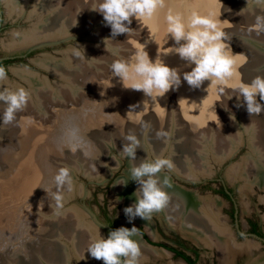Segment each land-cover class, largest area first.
Here are the masks:
<instances>
[{
	"label": "rangeland",
	"instance_id": "rangeland-1",
	"mask_svg": "<svg viewBox=\"0 0 264 264\" xmlns=\"http://www.w3.org/2000/svg\"><path fill=\"white\" fill-rule=\"evenodd\" d=\"M191 1L173 0L172 2L173 4L176 3V8L183 13L184 5L188 4L190 8ZM228 1L234 2L233 5L228 7ZM26 2L25 6L21 8L22 11H19L18 7H15L16 4L13 10L10 9L13 5L11 0H0L2 12V19L0 20V57L13 56L10 61L2 65L6 71V79L4 80L8 81L11 89H16L17 86L24 87L30 93L31 98L21 114L27 118L29 117L34 125L31 129L23 126L24 129L21 128L23 131L21 133L27 135V138H30V135L33 136L32 140L35 141L27 144V138L22 135L19 136L20 130L17 133L12 124L0 126V154L13 155L18 149L16 144H19L21 146L19 150L24 152L30 150L29 154L32 158V160L23 158L18 162L15 161L7 169L5 163L0 161V264H37L35 254L47 243H52V240L69 243L66 240L68 238L66 234L71 231V226H76L77 217L83 216L82 219L98 232V227L90 222L91 218L85 211L80 209L79 204L87 206L102 224V230L99 232L105 239L109 234L107 217L115 223L116 228L128 223L129 227H132L133 224L136 228L140 226L147 232L142 222L134 219L131 220L133 223L130 222L124 213L127 204L126 197L123 194L114 193L112 188L118 180L122 178L125 180L129 177V158L124 157L121 159L122 152L111 147L110 150L116 162H108L112 174L108 173V176H106L100 170L103 168V164L107 162L108 157L105 155L101 161L95 156H87L88 154L83 149V139L91 142L96 141V138L100 140V136H110L113 139L122 138L120 140L126 143L125 140L123 141L126 135L122 133L125 129H122L126 128L127 130V127L136 128L137 126L140 127L139 131L143 127L141 132L143 138L147 137V134L157 126L160 128L158 132L169 133L167 137H158L161 141L166 140L169 142V148L165 149L164 154H162L163 157L168 158L180 154L188 167H194L197 162H201L200 159L202 158L204 159L202 163H207L209 166V171L199 172L195 177L177 174L168 167L161 171L179 188L197 197L216 201L218 224L229 232L228 236L230 240L233 239L232 243L242 245L240 248H235L230 258L224 263L219 257V252L214 244H205L201 240L184 234L178 227H173L182 236L186 237L187 235L189 240L200 249L197 264H253L264 258V242L247 234L248 218H255L260 222L264 221V183L258 185L252 182L254 177L249 174L248 179L251 178L248 181H251L252 184L251 187L247 186L244 189V180L242 178H232L229 174L234 165L239 164L241 160H247L251 156L248 142L256 139L257 135L254 126L247 127L245 124V117H247L245 115L248 114H242L245 109V102L242 96L238 100L236 92L228 88L231 87V84L227 83L225 85V92L231 94V99L226 98L223 94L220 99L217 95L216 84L209 96L205 92V89H207L205 82L199 88L192 87L190 91H182L189 102H197V106L200 105V108L204 107L205 110L211 109L215 113L214 116L221 123H214V119H211L209 113L205 118H201L202 120L197 123L194 122L193 125L185 120L187 116H184L185 119L183 117L182 120L179 116L181 114L180 105L175 97L171 96V94H174L173 92L171 94L166 93V99H164L166 94L162 97V100L160 98L153 99L152 106L146 109L136 107V112H134L136 118L134 120L129 119L130 114L128 112L132 110L131 96L124 97L121 95L124 89L121 85L122 81L119 77L112 75L110 68L113 61L118 57L114 56L111 51H106L104 39H113V41L107 43L106 47H120V56L128 59L130 64H134L138 45L149 41L152 36L155 40L158 33L156 35L151 34L147 30L146 22H141L140 19L133 17L129 26L137 34L132 36L118 34L113 38L111 37V28L105 23L102 14L90 9L92 6L91 0H72L68 4L67 0H27ZM205 2L210 6L212 12L218 13L219 0H205ZM221 3L220 17H235V19L237 17L248 18L250 14L255 13L251 10L254 11L257 5L264 6V0H261L260 3H257L256 0H248V3L247 0H221ZM173 4H170L171 8ZM247 7L248 9H246ZM29 15L31 17H28ZM38 21L48 26L55 22L58 23L56 24L60 31L57 34L58 37L37 40L52 39L55 43L28 52L16 51L15 49L27 44H12L9 46L8 42L13 36L16 37L18 34L34 29L36 24L38 25ZM67 23L71 24L72 30L67 34H61L65 31ZM75 25L77 26L75 27ZM228 35L231 37L229 41L233 40L239 49L256 46L257 42L252 37L245 36L240 32L229 31ZM168 36H171V34L169 33ZM168 39L170 42V37ZM258 39H261L262 43L264 42V38ZM85 45L93 48L92 53L84 54L85 58L81 56L75 60L62 58L67 51L84 53ZM171 45L175 46L172 47ZM168 46L166 56L169 63L167 65L176 67L179 70L181 82L185 83L183 73L186 69V61L182 60L178 53L176 54L169 49L179 45L174 41L171 44L169 43ZM259 46L263 50L264 46L261 44ZM43 58H51L56 61L57 67L53 69L54 72L39 66L37 61ZM262 66L264 67V64ZM261 67L255 70L262 72L263 68ZM18 68L20 73L24 74L23 76L14 74V70ZM244 70L247 72H244ZM257 72L253 73L245 68L240 69L238 66L236 74L248 73L249 75L252 73L257 75ZM262 74H264V71ZM117 83L118 88L116 87ZM176 95L179 97L178 94ZM238 104L239 107H237ZM186 109L190 111L189 107ZM82 119H87V123ZM142 123L146 126H142ZM69 126H75L79 129L81 144L76 150H72L68 146L64 136V130ZM143 138H141L142 143L145 141ZM177 142L184 145L183 149L180 148L183 152L174 150L173 143ZM189 144L191 150L184 151V148L188 147ZM236 144L239 145L230 156L225 157L220 162L214 160L213 147L224 149L228 146L234 147ZM202 152L205 153L202 154ZM71 157H73V160H70ZM147 157L149 160L155 158L150 153ZM28 161L33 162L29 166L36 174L29 190L23 193L16 188L17 186L15 187L20 183V176L18 178L16 173L24 172L29 178L31 169L28 166ZM116 163L119 168L113 171ZM84 164L85 166H83ZM64 166L71 169L75 191L71 192L73 194L70 196V200L65 199L67 202L64 200V207L60 210L61 214L57 216L54 212L55 202L50 195L47 196L43 188L51 185L53 176L59 168ZM110 174L111 176H109ZM177 175L188 179L196 178L200 182L185 183ZM15 182L18 183L15 184ZM220 183L228 184L233 189V203L237 210V216L234 219L228 214L232 204L211 189L216 188ZM69 194L68 192L65 193L67 196ZM71 211H78L79 215L77 216ZM149 220L153 225L154 232V236L147 232L150 239L159 241L160 244L161 242L169 243L167 234L172 232V229H170L172 227L167 226L156 213H153ZM250 242L252 246L250 249L246 248ZM143 243L146 246L160 249L163 253L161 255L150 254L144 261L139 260V264H185L180 258H175L171 252L165 250L164 247L149 242ZM78 261L74 255L70 260L68 259L69 264H80ZM98 264L104 263L100 261Z\"/></svg>",
	"mask_w": 264,
	"mask_h": 264
},
{
	"label": "bare ground",
	"instance_id": "bare-ground-1",
	"mask_svg": "<svg viewBox=\"0 0 264 264\" xmlns=\"http://www.w3.org/2000/svg\"><path fill=\"white\" fill-rule=\"evenodd\" d=\"M26 1L27 0H11L13 5L11 6L10 9L13 10L14 5L16 4L15 7H18V10L22 11L21 8H23V6H25V3H27ZM70 1L72 2V0H67V4ZM172 1L173 0H165L166 7L163 9H159L158 12L156 13V15L151 20H148L146 18L140 19L141 22L143 21V22L147 23V30L150 31L151 34L156 35V33H158L157 38L155 40L152 36V38L149 41H147V42L145 41L143 43L145 45V50L148 53L149 58L153 61L156 58H160L165 64L169 63V61L167 59L168 57L166 56V51H167V48L169 47L168 45H169V43L171 44V42H174V39L171 36H168V34H167V37H170L171 41L169 42V39L166 37V30H167L168 25H167L166 19H165L168 10L171 8L170 4H173ZM190 3H191L190 8H189L188 4L184 5L185 9H184L183 13L180 12V10L178 8H176V5H175L176 3H174L173 7L171 8V10L174 13L179 12L183 15L185 23H187L188 20L190 19L192 11H198L201 14H206V13L211 11L210 6L205 2V0H192ZM228 3H227V5L229 7L230 5H233L234 2L232 3L231 1H228ZM18 4H20V6H18ZM246 9H248V7ZM249 9H250V7H249ZM24 10H25V8H24ZM251 11L253 13L255 12L254 14H264V6L257 5V8L254 11H253V9ZM254 14L253 15L250 14V17H248V18L237 17L236 19H235V17H233V18L228 17L227 18L226 16H224V18H222L219 16V19L221 20V22H220L221 27L225 28L224 31L226 33H228L229 31H236V32H240L242 34H245V36L252 37L254 41L258 40V42H262V40L258 39V38H264V34L256 35L255 32H251V33L249 32V28L252 25V23L254 22ZM28 17H31V15H29ZM56 24H58V23L55 22V23L51 24V26H48V25H43V24H41V22L38 21V25L36 24V26L34 28L35 30L32 28L31 30L25 31V33L23 32L22 34L16 35V37L13 36L9 40L8 44H9V46L12 44H15V45L28 44V43H32L34 41L40 40V38L41 39H45V38L49 39V38H53V37L55 38V36H57V34L60 33V31L58 30L59 28L56 26ZM70 25L71 24H68L65 27L66 28L65 31L61 32V34L62 33L67 34V32L72 30V27H70ZM76 26L77 25H75V27ZM86 27H88V26H86ZM61 30H62V28H61ZM74 33L76 34L77 32H74ZM82 36H84V35H82ZM166 38H167V41H166ZM91 39H93V38H91ZM229 40H227V43L229 44V46L232 50V53L235 54L236 59H237V64L240 67V69L245 68V69H249V71H251L253 73L255 71L257 72V70H255V69L256 68L259 69V67H261L264 64V56H263V54H261V52H263L264 50H262L261 48H258L256 46L250 47L251 49L250 48L239 49L237 47L238 45L233 40H231V41H229ZM165 41H166V43H165ZM85 46L86 47H84V54L88 55V54L92 53L91 51L93 50V48L89 45L88 46L85 45ZM138 46L140 47L141 44ZM173 46H175V45H173ZM169 49H171V48H169ZM259 49H260V51H259ZM70 53L71 52H68V51L65 52L63 54L62 58L65 60H67L68 58L74 59V60L79 58V56H77L75 53H71V54ZM37 62L39 64V66H41L42 68L44 67L45 69L52 71V72H54L53 69H55L57 67L56 61H54L51 58L38 59ZM180 66H181V64H180ZM191 67H192V65H188L186 62L185 72L190 71ZM261 68H263L262 69V72H263L264 67L262 66ZM244 72H247V71L244 70ZM262 72H260V71L257 72V75L264 76V74H262ZM14 74H16L18 76L24 75V74L20 73L19 68L14 70ZM253 75L254 74H252V73L249 75H248V73L236 74L230 81H228V83H230L232 85V84L236 83L238 79L242 80L243 82H250L255 76H257V75H254V76ZM184 82L185 83L181 82L179 87H177L175 89H170L167 92L168 94L169 93L171 94L172 92L174 93V94H171V96L173 95L180 105L181 114H179V116L181 117V119L184 116H187L186 119H185V117L183 119H185L187 122H189V124L191 123L193 125L194 122L197 123L198 121L205 118V116L209 113L211 119L212 118L214 119V123H221V121L217 117L214 116L215 113H213L211 109L205 110L204 107L200 108V105L197 106V104H196L197 102L191 103V102H189V100H187V97L186 98L184 97L183 92L184 91H190L192 89V87L189 86L188 83H186V81H184ZM204 82L206 83L205 86L207 87V89H205V92H207V94H209V96H210L211 92L214 90L213 86L215 85V83H210V81H208V80H205ZM121 85H122V87H124L123 83H121ZM11 86H13V85H11ZM3 87L10 88L8 81L7 82L5 80L0 81V88H3ZM17 87H19V86H17ZM116 87L118 88V83L116 84ZM176 94H178V96L181 98L177 97ZM121 95L124 97L129 96V95L131 96L130 101L132 104V110H130L128 112V114H130L129 119H133V120H134V118H136L135 113H134V112H136L135 111L136 107H141V108L144 107V109H146L147 107L152 106V103L154 101L153 99H155V96H153V98H151V97L146 96L142 91L133 90L131 88H125V87H124L123 93ZM166 96H167V94L164 96V99L167 98ZM162 97H157V98H160L162 100ZM257 100L262 105L264 104V101L259 100V96H257ZM187 107H189L190 111H188L186 109ZM3 108H4V105L0 104V116H2ZM244 111H246V112H244ZM243 113H248L247 108H246V104H245V109L243 110L242 114ZM245 116L248 117V118L245 117L246 118L245 124L247 125V127L252 125L255 127V130L257 132L256 133L257 134L256 139H254V140L252 139L248 142L251 156H249L247 158V160L246 159H244L243 161L241 160V162L239 164L234 165L230 169V173L228 172L230 174V177L242 178L244 180V185H243L244 189L247 186L251 187L252 182L257 183L258 185H262L264 183V112L260 113L259 115L254 114L251 116L248 113ZM127 117H128V115H127ZM28 118L26 116H22L21 112H19V113H17L16 121H14L12 123L13 127H15V129L17 130V133H18V130H20L18 135L19 136L22 135L24 138L27 135L21 133V132H23L21 128L24 129L23 126H26V127H28L27 129H31V128H33V125H34L32 120L30 118H29L30 119L29 120ZM82 120H84V119H82ZM145 120H146V118L144 119V121ZM29 121H31V123H28ZM84 121L87 123V119H85ZM146 123H148V122L146 121ZM253 123H255V125H253ZM139 128L140 127L137 126L136 128H134V127L128 128L127 127V130H126V128L122 129V130L125 129L124 132H122L123 135H127L129 132H132L137 136V138H140L139 139L140 140V148H137V150H136V160L132 161L129 159L130 160L129 161L130 167L138 164L141 159H148V157H147L148 153H150V155H152L154 157L162 156V154H164V152H165V149L169 148L168 147L169 142H167L166 140L161 141L158 138L157 132H158V130H160V128L158 126L155 129H153L149 134H147V137L145 136V138H143V136L141 135L143 127L141 128V131H139ZM126 131H128V132H126ZM96 132H98V131L96 130ZM122 133H120V134H122ZM141 138H143L145 140V141L143 140L144 143L141 142ZM32 139H33V136L30 135V138L26 139L27 144L28 143L29 144L34 143L35 141ZM120 139L122 140V138H120ZM120 139H118V138L113 139V138H110V136H106V137L100 136V140H98L96 138V141H91V142H89L86 139H83V141H84V143H83L84 148L83 149L88 154L87 156H95V157H97V159H101V161L105 157V155L108 157L107 162L103 164V166H102L103 168H101V170H100V172H102L103 175L108 176V173H111V171L109 169L108 162H111V163L116 162L114 156H112V152L110 150L111 147L117 148V150H119V151L122 150L124 142H122ZM113 140H114V144L112 143ZM123 141H124V139H123ZM16 145H17L16 148H18V149H17V152L14 153L13 155H7L6 156L4 154H0V161L2 163H5L6 169L8 166L13 165V162H15V161L18 162L19 160H22L23 158L24 159L27 158V159L32 160V158L29 154L30 150L29 151L25 150V152H24L22 150H19V149H21V146L19 144H16ZM218 145H220V144H218ZM238 145L236 144L234 147L228 146V147H225L224 149H218L216 146L213 147V150H214V153H213L214 157L213 158H214V160L216 159L217 162L222 161L225 157L230 156L233 153V151L238 147ZM181 147L183 149L184 145L181 143L178 144V142L173 143L174 150L183 152L182 150H180ZM189 149H190V144L188 147L184 148V151L189 150ZM75 153H77V152H75ZM109 153H111V155H109ZM203 153H205V152H202V154ZM202 154H201V156H202ZM67 158H69V157H67ZM245 158H246V156H245ZM167 159H169L173 165L170 169H172L177 174L180 173L183 175H187L189 177H192V176L195 177V176H197V173H199V172L209 171L208 164L207 163L203 164L202 161L204 159H202V158L200 159L201 162H197L194 165V167L190 166L191 168L188 167V165L185 163V160L180 156V154L168 157ZM70 160H73V157H71ZM32 164H33V162L31 163V161L30 162L28 161V166L32 165ZM85 164H86V161H85ZM85 164L83 166H85ZM30 169H31V167H30ZM35 174L36 173H33L32 169H31V176L28 178L27 174H25L24 172H17L16 176L17 177L20 176V179H19L20 183L15 182V184L18 183L17 185H15V187L17 186L16 188L18 190H21L23 193H25L26 191L29 190V188L33 182V179L35 177ZM249 174L254 177V180L252 182L248 181L251 178L250 177L248 179ZM92 177H93V175H92ZM159 177H160L161 181H163L165 178H167L161 172L159 173ZM177 177L183 178V177L178 176V175H177ZM186 179H188V178H186ZM125 181H126L125 184H119L116 182L112 188H113L114 193H116L118 195L123 194L126 197V202H127L126 207H127V206L134 204L136 202V197H135L134 193L138 189L139 185L136 181L131 179L130 175L127 179H125ZM168 181H169V185L165 186V190L168 192L169 197H170L169 203H168L166 208H164L160 212H156V214L159 217H161L162 220H164V222L167 226L172 227V228L178 227V229H180L184 234L186 233L187 235H190L191 237H193L197 240H201L205 244L206 243H209L212 245L214 244V246L217 248V250L219 252V257L221 258L222 261H224V263H226L227 259H229L230 256L232 255L234 249L240 248L242 245L239 246L235 242L232 243L231 241L233 239L230 240V238L228 236L229 232H227V230H225L226 228L223 229L222 226H220L218 224V221H217L218 220L217 219L218 214H217V203H216V201H214L213 199L197 197L196 195L179 188L178 186L173 184L170 181V179H168ZM73 191H75V190H73ZM72 194L73 193H70L68 196L65 195V199L67 201L70 200V196ZM71 212L75 213L77 216L79 215L78 211H71ZM80 216H82V215H80ZM82 217H77L78 221L76 222V226H71V231L66 234V237H68L66 239L69 242L68 244L63 243V242L58 241V240H56V241L52 240V243H47L44 247L40 248L41 251L38 250V252H36L35 259H36L37 264H44V263H46V264H69L68 259L70 260L72 255H74L77 258V261L79 260L78 263H80V264H98L100 261L102 263H104L103 260H97V259L93 258L89 254V252L87 251V247H88V244L90 242V238L92 236H94L97 233V231H95L90 225H88L86 223V221H84L82 219ZM79 218H81V219H79ZM133 219L136 221L142 222L145 225L147 232L151 236H154L153 225L151 224L149 219L144 220V219L140 218L139 216H137ZM130 222L133 223L131 220H130ZM127 224H124L123 227L131 228ZM132 227H133V224H132ZM132 238L135 239L139 243L140 253H141L139 256V260L144 261L146 258H148V256H150V254L161 255L163 253V251L160 249H155V248L146 246L143 243L144 241L140 238L139 234H137V233H135ZM250 243H248L246 248L250 249V247L252 246V243L251 244ZM253 248H254V246H253Z\"/></svg>",
	"mask_w": 264,
	"mask_h": 264
},
{
	"label": "clouds",
	"instance_id": "clouds-1",
	"mask_svg": "<svg viewBox=\"0 0 264 264\" xmlns=\"http://www.w3.org/2000/svg\"><path fill=\"white\" fill-rule=\"evenodd\" d=\"M256 2L260 3L261 0ZM91 3L90 9L102 14L105 23L111 28L113 38L118 34L136 35L135 30L129 26L132 23L131 18L151 20L159 9L166 7L165 0H91ZM219 3L218 13L210 11L201 14L192 11L187 23L181 13H174L169 9L165 17L168 25L166 37L170 33L175 43L179 45L171 48L172 52L178 53L182 60L192 65L190 71L183 73V79L189 86L199 88L205 80H208L216 84L220 99L222 94L231 99V94L225 92V85L236 75L238 64L235 54L227 43L231 37L220 24L221 0ZM249 32H255L256 35L264 34V14H254V22ZM109 41L113 39H104L106 51H111L118 57L110 66L111 73L120 78L125 88L142 91L148 97L157 98L164 96L170 89L179 87L181 83L179 70L176 67H169L160 58L151 60L144 44L140 43L141 46L135 52V62L130 64L128 59L120 56V47H106ZM75 54L85 58L84 53L76 51ZM4 79H6V71L0 66V81ZM228 88L236 92L238 100L243 97L250 116L264 112V105L257 100L259 96V100L264 101V76L257 75L250 82L238 79ZM29 100L30 93L24 87L0 88V104L4 105L0 126H7L16 121L17 113L27 107ZM239 106L238 104L237 107ZM142 126L146 125L142 123ZM168 135V132L163 131L157 133L158 137ZM64 136L72 150L80 147L81 137L77 127H67ZM123 139L126 143L121 150L123 154L121 159L128 157L132 161L136 160V150L140 148V140L132 132ZM112 143L114 144V140ZM172 166L169 159L157 156L151 160L141 159L138 164L130 167V177L139 187L134 193L136 202L124 208L129 220L137 216L144 220L150 219L153 213L167 207L170 197L165 186L169 185V181L167 178L161 181L159 173L165 167ZM118 168L119 165L116 163L113 171ZM117 183L125 184L126 181L122 178ZM43 189L55 202L54 212L59 216L60 210L64 207L65 193L74 190L71 169L67 166L59 168L52 178L51 185ZM136 231L135 226L131 228L121 226L111 230L106 239L98 231L90 238L87 251L93 258L103 260L104 264H139L141 254L139 243L132 238Z\"/></svg>",
	"mask_w": 264,
	"mask_h": 264
},
{
	"label": "flooded vegetation",
	"instance_id": "flooded-vegetation-1",
	"mask_svg": "<svg viewBox=\"0 0 264 264\" xmlns=\"http://www.w3.org/2000/svg\"><path fill=\"white\" fill-rule=\"evenodd\" d=\"M0 11H1V8H0ZM1 19H2V12H1ZM12 58H13V56L11 58L1 59V60H7V62H8ZM206 187H208V186H206ZM211 189L213 191H215L218 195H220L222 198L228 200L232 204L231 208H229V210H228V214L230 215L231 218H233V219L236 218V216H237L236 211L237 210H236V207L234 206V203H233V189H232V187L228 184L220 183L216 188H211ZM106 221L108 224V226H107L108 232L116 229L115 223L112 220H110L107 217ZM247 224H248L247 234L254 236L255 238H257L256 236H258L257 239L264 242V221L260 222V220H257L255 218H248ZM170 229H172L171 230L172 232L170 234H167L168 239L170 241L169 243L161 242V244H160V243H158L159 241H152L150 239L149 235L147 234V232H145L143 230V228L140 226L137 227V234H140L141 237L146 242H149L153 245H159V246L164 247L165 250L171 252L175 258L176 257L180 258L185 264H191L190 263L191 261L194 264H197L199 257H200V249L198 248V246L195 245L194 243H192V241L189 240L187 235H186V237H184L178 231L176 232L175 229H173V228H170ZM177 251L182 252V254H184L187 257L184 259L181 255H177L176 254Z\"/></svg>",
	"mask_w": 264,
	"mask_h": 264
},
{
	"label": "water",
	"instance_id": "water-1",
	"mask_svg": "<svg viewBox=\"0 0 264 264\" xmlns=\"http://www.w3.org/2000/svg\"><path fill=\"white\" fill-rule=\"evenodd\" d=\"M23 15V14H22ZM243 41V40H242ZM242 41H241V43H242ZM257 41V40H256ZM53 43H55V42H53L52 40H41V41H37V42H33V43H31V44H27V45H24V46H20V47H17V48H15L16 49V51H30V50H32V49H37V48H40V47H43V46H46V45H49V44H53ZM258 44V45H257ZM262 45V46H264V42L262 43V42H258L257 41V43L255 44L258 48H260V46L259 45ZM253 45V44H252ZM14 49V50H15ZM263 50H264V48H263ZM264 52V51H263ZM263 52H261V54H263V56H264V53ZM22 55H24V54H22ZM12 56L11 55H5V56H2V57H0V60L1 59H6V58H11ZM264 71V70H263ZM112 174V173H111ZM111 174L109 175V176H111ZM182 182H187V183H189V182H200V180L199 179H196V178H192V179H186V178H179ZM96 181V180H95ZM76 196V195H75ZM77 197V196H76ZM79 197H83V196H79ZM79 207H80V209L81 210H83V211H85L86 213H87V215L91 218L90 219V222H92L94 225H96L97 227H98V229H99V231L100 230H102V224L99 222V220L98 219H96L95 218V216H94V214H93V212L87 207V206H85V205H83V204H79ZM139 236H140V238L146 243V241L141 237V235L139 234ZM257 238H258V236H256ZM253 264H264V258H262V259H260V260H258V261H256V262H254Z\"/></svg>",
	"mask_w": 264,
	"mask_h": 264
},
{
	"label": "trees",
	"instance_id": "trees-1",
	"mask_svg": "<svg viewBox=\"0 0 264 264\" xmlns=\"http://www.w3.org/2000/svg\"><path fill=\"white\" fill-rule=\"evenodd\" d=\"M0 20H1V11H0ZM7 62V60H1L0 61V66L4 65ZM177 255H181L184 259L187 257L184 254H182V252L177 251L176 252ZM191 264H194L192 261L190 262Z\"/></svg>",
	"mask_w": 264,
	"mask_h": 264
}]
</instances>
